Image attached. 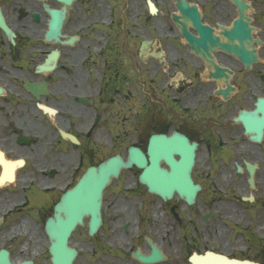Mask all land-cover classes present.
I'll return each instance as SVG.
<instances>
[{
	"label": "flooded vegetation",
	"instance_id": "obj_1",
	"mask_svg": "<svg viewBox=\"0 0 264 264\" xmlns=\"http://www.w3.org/2000/svg\"><path fill=\"white\" fill-rule=\"evenodd\" d=\"M96 2L0 0V252L13 264H52L46 222L62 195L109 156L126 159L131 145L145 152L154 133L177 131L206 154L232 149L226 157H234L240 171L233 165L226 185L244 186L252 195L246 202L264 212V130L259 142L251 141L235 120L264 95V70L257 64L246 70L236 57L213 52L219 65L233 71V90L224 98L216 93L225 88L223 79L210 77L212 65L191 52L173 22L158 24L157 40L142 34L133 54L129 39L116 38V48L113 38L99 41L105 13L98 16ZM196 3L215 27L234 13L228 0ZM138 9L145 21L147 5ZM57 19L59 32L49 36ZM253 22L264 44L260 11ZM143 39L150 43L140 52ZM246 162L254 165L252 189ZM139 172L134 165L123 168L105 186L101 222L92 234L91 216H83L69 240L76 249L72 264H194L201 247L195 245L193 219L209 210L213 216V208L201 209V194L196 205L176 194L163 200L139 181ZM192 176L202 193L207 176ZM255 251L264 264V245Z\"/></svg>",
	"mask_w": 264,
	"mask_h": 264
},
{
	"label": "water",
	"instance_id": "obj_2",
	"mask_svg": "<svg viewBox=\"0 0 264 264\" xmlns=\"http://www.w3.org/2000/svg\"><path fill=\"white\" fill-rule=\"evenodd\" d=\"M232 1L237 6L239 15L233 20L231 27L223 29L222 35L226 40L223 42H220L218 37L213 35L211 28L201 24L195 6L189 7L184 0L176 2L180 15L174 14L173 20L179 25L191 48L203 58L212 61L209 50L219 47L237 55L248 66L251 61L256 60V50L251 37L253 27L249 25L250 18L245 14L249 6L245 0ZM188 23L196 28L198 35H193L187 30ZM53 30L57 31L56 25ZM216 69L222 70L217 67ZM221 92L224 93L225 91ZM257 106L261 112L259 116H256V111H242L238 115L245 130L255 133L251 135V138L256 140L260 138L264 128V97L258 99ZM195 146L196 143H188L178 136L155 135L149 141L148 160L138 149L130 148L127 162H123L119 156H114L100 164L97 172L94 168H90L76 187L66 194V198L69 199L80 195L82 200L73 205H58L56 218L47 223L51 238L50 250L53 264H71L75 252L67 246L68 235L77 223H81L84 213L92 215L91 227L94 228L99 220L96 213H98L100 204L101 190L109 176L118 173L120 166H129L134 163L143 168L140 180L148 185L149 190L159 193L163 198L170 197L173 191H177L188 202H192L196 190L199 188V185H194L190 178ZM172 153H177L179 159H174ZM160 157L168 162L170 170L159 166ZM64 208L67 210L66 213ZM60 212H64L66 217L62 218L59 215ZM210 259L216 262L223 260L234 264H252L247 260H228L224 256H215V258L210 256ZM2 262L5 264L4 258Z\"/></svg>",
	"mask_w": 264,
	"mask_h": 264
},
{
	"label": "rangeland",
	"instance_id": "obj_3",
	"mask_svg": "<svg viewBox=\"0 0 264 264\" xmlns=\"http://www.w3.org/2000/svg\"><path fill=\"white\" fill-rule=\"evenodd\" d=\"M98 1L96 5L100 8L98 11L99 17L103 15V10L106 11V8L108 9L107 4L115 9V17L117 19L112 25L113 35L114 32L119 31L123 26L126 25L128 27V22L125 19L126 14L131 22V30L139 32L138 23L139 19H142L143 14L137 9L144 7V0H132L133 2L127 4L126 7L124 6V0H105L107 4L104 0ZM164 2L170 9H173V6L167 0H164ZM253 6L255 11L258 10L262 15L264 14V11L260 9L264 7V0H253ZM123 8L125 9L123 10ZM164 18L167 19L168 15H164L161 12L151 16V19L155 22H164ZM150 25L149 22L145 23V32L157 35L155 28ZM125 38L130 40V37L126 36ZM134 47H136V44ZM260 54L264 56V47L260 49ZM232 151V149H227L223 154L226 157ZM238 155L240 154L236 153L235 156ZM214 157L210 156L207 158L204 152H199L196 160V167H199V170L195 168V172L199 171L204 174L205 171L210 170V174L207 176L208 180L204 183L205 187L201 193L203 201L201 209L213 208V216L205 223L202 222L200 215L198 217L195 216L193 219L195 244L207 248H212L215 245L219 251L237 257H256L261 252L257 253L252 246L256 242V236L264 239V212L260 207L251 208L249 203L238 202L239 193H243L245 187L236 184L227 186L226 182H229L230 176H232L228 168L231 169L232 163H229L228 167L222 166L223 164L218 159L214 160ZM221 161L228 162L226 160ZM210 163L213 165L211 169L208 168ZM185 219L190 220L186 216Z\"/></svg>",
	"mask_w": 264,
	"mask_h": 264
}]
</instances>
